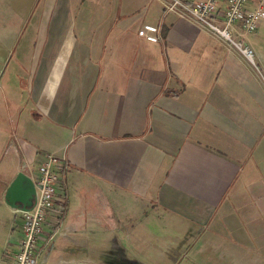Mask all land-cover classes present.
Returning a JSON list of instances; mask_svg holds the SVG:
<instances>
[{
  "label": "crops",
  "instance_id": "1",
  "mask_svg": "<svg viewBox=\"0 0 264 264\" xmlns=\"http://www.w3.org/2000/svg\"><path fill=\"white\" fill-rule=\"evenodd\" d=\"M83 1L42 7L59 18ZM105 1L104 22L39 25L40 66L18 60L26 95L0 106V264L21 229L5 190L17 172L37 178L49 153L66 198L60 236L38 264H264L263 79L162 0ZM35 2L0 0V80ZM135 18L158 39L134 40ZM187 252L191 262L173 257Z\"/></svg>",
  "mask_w": 264,
  "mask_h": 264
},
{
  "label": "built area",
  "instance_id": "2",
  "mask_svg": "<svg viewBox=\"0 0 264 264\" xmlns=\"http://www.w3.org/2000/svg\"><path fill=\"white\" fill-rule=\"evenodd\" d=\"M219 1L196 0L187 3L184 0H162V5L164 12H174L221 40L228 50L240 54L254 71L262 75L255 63L254 50L244 37L255 32L260 20L264 18V0H259L252 7L250 4L253 0H225L223 6L219 5ZM156 32V26L144 24L139 28L138 35L156 41ZM59 162L60 159L54 154H46L38 167V177L28 175L36 186L35 198L30 209H17L21 218V229L10 264H38L42 248H48L59 231L66 198L64 193L56 192L58 174L55 167ZM49 215H53L55 222L50 231L44 233L43 225ZM42 236L43 243L41 248H38V240Z\"/></svg>",
  "mask_w": 264,
  "mask_h": 264
},
{
  "label": "rangeland",
  "instance_id": "3",
  "mask_svg": "<svg viewBox=\"0 0 264 264\" xmlns=\"http://www.w3.org/2000/svg\"><path fill=\"white\" fill-rule=\"evenodd\" d=\"M43 2L44 0H36V2L34 3L32 11L30 12L29 18L27 20V25L24 27V30L22 32L21 42L18 44V46L14 50L12 61L9 62L8 66L6 67V70L3 71V74L0 80V85H1L0 106H14L19 101V95L22 96V92H23L24 97L26 95L25 90L28 88L29 80H27L26 78H23L24 76L23 62H18V60H23L24 58L25 61L28 62V64H26L28 67L27 70H29V67H38L41 65L40 62L39 63L37 62V58L40 55L39 41L41 39V34L38 30L39 25H40L39 27H41V26H44L45 24L50 23L49 25L45 27V28H49V26H52L54 23H57L60 19H62V24L65 26H70V25H73L74 23L77 24L78 22L84 25H87V21L89 25H94L98 18L101 19V22L102 21L104 22V15L101 13L104 10V6L106 3L105 0H84L82 4L80 5V9L78 13L77 12H68V14L64 13L62 17L59 16L60 19L55 16L50 17L49 14L46 15L42 7ZM110 6L112 8L111 1H110ZM263 9H264V1H263ZM120 16H122V14ZM147 16L148 18L147 17L145 18L147 22L155 23V18L151 16L149 17V14ZM142 19H144L143 16H141V21ZM136 21H137L136 18L132 21L133 22L131 26L132 37H134V40L141 39V38L143 39L145 37L139 36L137 33L138 28H136L135 26ZM143 25L144 24H142L141 26ZM244 39L253 48V50L255 49L254 53L255 51H258L264 54V18L260 20L257 30L253 32L252 34L246 35ZM127 50H128L129 55L131 56V48H128ZM255 63L261 72L260 65L256 61ZM30 71H33V70H30ZM28 74L29 72H25L26 76H28ZM257 75L260 78H262L264 81V76L262 77V75L260 74H257ZM41 78L42 79L44 78L42 77V73H41ZM21 105L22 106H33V102H29L27 104L25 102H21ZM186 225L187 224L185 223L179 222V224L176 225V227L186 226ZM59 236L60 234H57V236L55 237V241L56 239H58ZM186 241L188 242L187 239ZM148 243L149 242H147L145 246L144 245L143 246L134 245L136 246L134 248H137L139 251L141 249L142 252H145L146 251L145 248L147 247ZM183 253L174 254L173 257L176 259L177 262L179 261L183 262L187 259H189V261L191 262L190 254L188 257V252H187V255H183ZM182 256L184 258H182ZM140 257L143 260H147V259H144L142 256ZM138 264H141V263H138Z\"/></svg>",
  "mask_w": 264,
  "mask_h": 264
},
{
  "label": "water",
  "instance_id": "4",
  "mask_svg": "<svg viewBox=\"0 0 264 264\" xmlns=\"http://www.w3.org/2000/svg\"><path fill=\"white\" fill-rule=\"evenodd\" d=\"M36 186L32 178L20 171L8 184L4 202L12 209L28 210L34 202Z\"/></svg>",
  "mask_w": 264,
  "mask_h": 264
}]
</instances>
